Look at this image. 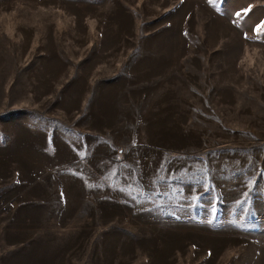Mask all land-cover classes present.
I'll return each instance as SVG.
<instances>
[{"label": "rangeland", "instance_id": "rangeland-1", "mask_svg": "<svg viewBox=\"0 0 264 264\" xmlns=\"http://www.w3.org/2000/svg\"><path fill=\"white\" fill-rule=\"evenodd\" d=\"M0 264H264V0H0Z\"/></svg>", "mask_w": 264, "mask_h": 264}, {"label": "snow or ice", "instance_id": "snow-or-ice-1", "mask_svg": "<svg viewBox=\"0 0 264 264\" xmlns=\"http://www.w3.org/2000/svg\"><path fill=\"white\" fill-rule=\"evenodd\" d=\"M260 27H261V26H258V28H257V31H259V30H260Z\"/></svg>", "mask_w": 264, "mask_h": 264}]
</instances>
